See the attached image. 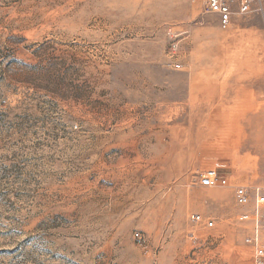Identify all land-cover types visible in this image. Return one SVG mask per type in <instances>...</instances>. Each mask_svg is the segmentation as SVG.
I'll list each match as a JSON object with an SVG mask.
<instances>
[{
	"label": "rangeland",
	"instance_id": "rangeland-1",
	"mask_svg": "<svg viewBox=\"0 0 264 264\" xmlns=\"http://www.w3.org/2000/svg\"><path fill=\"white\" fill-rule=\"evenodd\" d=\"M237 184L264 195V0L227 29L204 0H0V264H256Z\"/></svg>",
	"mask_w": 264,
	"mask_h": 264
},
{
	"label": "built area",
	"instance_id": "built-area-1",
	"mask_svg": "<svg viewBox=\"0 0 264 264\" xmlns=\"http://www.w3.org/2000/svg\"><path fill=\"white\" fill-rule=\"evenodd\" d=\"M261 0H204L205 11L210 14L216 15L219 26L222 29H227L231 26L235 16L240 14L250 13ZM175 68H181V64H174ZM223 167V166H221ZM208 169L199 175V182L202 186L206 187H226L231 184L229 176L224 174L220 168ZM235 203L238 206H247L253 204V211L251 213H243L238 218L248 219L254 221V229L252 235L247 237V241L252 243L256 248V264H264V248L260 244L259 228L261 224V207L264 204V195L260 187L250 189L246 185L237 184L234 186ZM253 191V192H252ZM194 223H203L207 227H214L215 221L213 219H206L201 214H193L190 217ZM135 238L138 242L142 240L141 233H135Z\"/></svg>",
	"mask_w": 264,
	"mask_h": 264
},
{
	"label": "crops",
	"instance_id": "crops-1",
	"mask_svg": "<svg viewBox=\"0 0 264 264\" xmlns=\"http://www.w3.org/2000/svg\"><path fill=\"white\" fill-rule=\"evenodd\" d=\"M232 100L236 101L234 104L228 105L229 109H243V111L238 112H228L229 114H238V115H251L254 114L252 112H246V109H250L254 107L253 101L255 100L254 93H240V92H234L230 93V97Z\"/></svg>",
	"mask_w": 264,
	"mask_h": 264
}]
</instances>
